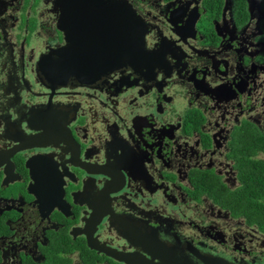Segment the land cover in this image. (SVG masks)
Masks as SVG:
<instances>
[{
    "label": "flooded vegetation",
    "instance_id": "af4514ba",
    "mask_svg": "<svg viewBox=\"0 0 264 264\" xmlns=\"http://www.w3.org/2000/svg\"><path fill=\"white\" fill-rule=\"evenodd\" d=\"M113 1L143 57L47 88L42 53L111 48L106 4L0 0V264H264L262 0Z\"/></svg>",
    "mask_w": 264,
    "mask_h": 264
},
{
    "label": "water",
    "instance_id": "95a60500",
    "mask_svg": "<svg viewBox=\"0 0 264 264\" xmlns=\"http://www.w3.org/2000/svg\"><path fill=\"white\" fill-rule=\"evenodd\" d=\"M96 3H100V5L106 4V13L103 12L100 6L94 9H83L89 13L86 24L92 25L93 21H105L108 29L107 34L115 36L107 39L108 46L111 48L94 49L84 46L78 49L72 45H66L60 48H52L42 53L36 61L35 68L41 82L49 85L47 88L66 86L70 81L86 83L95 77L99 78L108 75L111 70L118 66V59H121L122 64L126 60L130 61L143 57L145 53L144 25L135 14L131 5L118 2L115 7L113 6V0H96ZM68 18L69 12L63 11L59 19L61 22V25L59 24L60 30H69L71 28V21ZM83 29H85L84 26ZM103 31L101 30L99 33L98 30H95V33L99 37ZM31 118L27 119L28 124L31 122ZM89 175L98 177L103 174L100 171H95L90 172ZM108 179H111V181L112 179L113 181L116 180L114 175H108ZM116 191L114 183H112L107 193L111 195L116 193ZM107 252L114 254L116 251L109 249Z\"/></svg>",
    "mask_w": 264,
    "mask_h": 264
},
{
    "label": "rangeland",
    "instance_id": "374dc122",
    "mask_svg": "<svg viewBox=\"0 0 264 264\" xmlns=\"http://www.w3.org/2000/svg\"><path fill=\"white\" fill-rule=\"evenodd\" d=\"M31 17H33V15H31V16H29L27 19H26V22H27V24H28V22H29V20H30V18ZM41 43H44V44H50L49 43V41L47 40H44V38H43V40L42 41H38V45L36 46V48L34 47V45H32V44H29V41L27 40V42L25 43V47H26V51L28 52H31V53H33V54H35V55H38L39 54V49H40V44ZM49 46V45H48Z\"/></svg>",
    "mask_w": 264,
    "mask_h": 264
},
{
    "label": "trees",
    "instance_id": "16d2710c",
    "mask_svg": "<svg viewBox=\"0 0 264 264\" xmlns=\"http://www.w3.org/2000/svg\"><path fill=\"white\" fill-rule=\"evenodd\" d=\"M262 4L264 5V0H262ZM263 188H264V178L262 179V199L264 200V191H263Z\"/></svg>",
    "mask_w": 264,
    "mask_h": 264
}]
</instances>
